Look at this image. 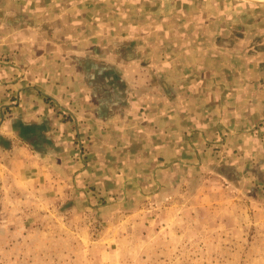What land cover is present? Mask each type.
<instances>
[{"label": "crops", "instance_id": "0c3cea01", "mask_svg": "<svg viewBox=\"0 0 264 264\" xmlns=\"http://www.w3.org/2000/svg\"><path fill=\"white\" fill-rule=\"evenodd\" d=\"M112 3L0 0V151L29 152L31 175L60 194L89 195L97 182L112 206L149 189L172 197L194 168L239 170L243 156H258L264 84L224 73L264 52L213 42L237 19L227 5H248L121 0L113 12ZM242 9L247 36L264 35V13Z\"/></svg>", "mask_w": 264, "mask_h": 264}, {"label": "rangeland", "instance_id": "374dc122", "mask_svg": "<svg viewBox=\"0 0 264 264\" xmlns=\"http://www.w3.org/2000/svg\"><path fill=\"white\" fill-rule=\"evenodd\" d=\"M238 1L248 8L228 4L237 19L213 42L228 54L263 53L264 35L247 36L239 14L253 8L264 13V0ZM122 5L114 0L113 12ZM241 68L229 65L224 74L232 80L241 73L263 86V58ZM69 115L61 118L73 120ZM256 124L252 135L263 146L257 163L243 156L238 170L208 162L203 170L194 168L172 197L159 200L149 189L147 197L137 194L132 204L115 206L94 181L89 195L49 190L43 176L26 167L29 152L0 151V264H264V117Z\"/></svg>", "mask_w": 264, "mask_h": 264}, {"label": "trees", "instance_id": "16d2710c", "mask_svg": "<svg viewBox=\"0 0 264 264\" xmlns=\"http://www.w3.org/2000/svg\"><path fill=\"white\" fill-rule=\"evenodd\" d=\"M39 141H40V139H38L37 141H35V145L39 144Z\"/></svg>", "mask_w": 264, "mask_h": 264}]
</instances>
